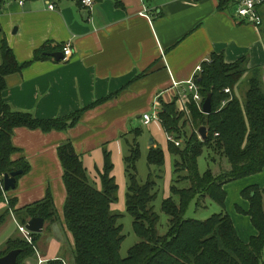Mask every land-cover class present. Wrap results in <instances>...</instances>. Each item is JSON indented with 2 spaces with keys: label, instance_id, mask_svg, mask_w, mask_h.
Returning a JSON list of instances; mask_svg holds the SVG:
<instances>
[{
  "label": "crops",
  "instance_id": "0c3cea01",
  "mask_svg": "<svg viewBox=\"0 0 264 264\" xmlns=\"http://www.w3.org/2000/svg\"><path fill=\"white\" fill-rule=\"evenodd\" d=\"M218 7L219 0H93L90 7L83 0H11L0 10V64L4 40L20 65L29 63L6 77L3 98L13 109L39 119H57L113 95L86 111L68 131H14L13 144L21 152L13 160L24 158L31 170L6 196L16 199V209H21L50 193L63 223L58 226L63 236L55 237V226L45 222L39 239L45 234L44 246L38 257L64 260L65 245L70 250L74 245L64 224L67 191L60 145L72 142L90 180L100 187L105 152L111 156L115 173V161L126 157L133 127L144 125L142 116L155 106L160 109L162 103L178 99L197 66L222 54L228 64L246 58L250 70L264 68V25L242 22L235 7L222 11ZM260 12L264 22V7ZM45 44L70 45L73 54L58 61L53 53H46L48 58L34 61ZM175 82L180 87H174ZM152 146H158L156 141L148 150ZM263 180L264 172L225 187L227 211L245 243L257 232L237 208L248 211L242 191ZM4 205L0 204V210ZM12 222L17 224L15 216ZM38 257L25 263L38 264Z\"/></svg>",
  "mask_w": 264,
  "mask_h": 264
},
{
  "label": "trees",
  "instance_id": "16d2710c",
  "mask_svg": "<svg viewBox=\"0 0 264 264\" xmlns=\"http://www.w3.org/2000/svg\"><path fill=\"white\" fill-rule=\"evenodd\" d=\"M10 1L0 0V10ZM152 1L154 0H146ZM231 6L235 7V0H219V10ZM64 48V44L52 47L45 44L35 53L34 61L46 59L51 53H62ZM1 53L0 204L8 199V192L3 188L4 176L22 171L17 177L18 180L31 170L29 162L24 158L13 160V156L21 152L13 144V135L17 128L41 130L44 133L65 132L74 128L86 111L113 96L57 119H39L32 113L17 111L3 98L7 89L6 77L21 72L29 63L20 65L5 40ZM263 69L250 70L246 58L228 64L222 54H214L209 62L203 63V72L197 78V83L204 101L212 94V113L203 114L194 102L189 106L191 122L196 127L190 138H186L185 122L181 125L183 115L177 112L178 99L171 104L162 103L159 119L164 131L172 138H185L184 149L169 141V152L175 158L176 179L171 187L172 196L162 204V211L169 218L165 235L158 233L160 217L153 208V202L157 198L156 182L151 178L146 183L137 180L136 163L141 156L138 138L141 131L136 129L133 132L134 141L129 144L130 154L124 159L128 175L126 209L133 217V229L140 242L129 250L126 258H122L120 254L125 240L123 226L120 217L111 211L119 186L113 173L114 164L110 154L105 152L104 169L100 173L101 185L98 187L91 182L72 142L67 141L60 145L58 155L63 166V181L67 191L64 224L74 239L72 264H264V188L244 189L242 197L248 200L249 209L243 211L237 208L240 214L250 218L257 232L248 243L239 237L227 211L225 190V185L229 183L264 171V86L258 76ZM248 72H253V76L248 81L246 99L240 102L235 88ZM226 89H230L231 93H225ZM224 102L226 104L223 105ZM202 127L207 128L205 140L199 139L196 134H199ZM207 149L220 152L227 158L230 170L214 174L209 169L201 174L198 160ZM148 160L151 165L163 166L165 153L162 148L152 146ZM194 200H197L198 208L203 206L202 200H210L222 212L205 221L188 219L186 213ZM8 202V209L0 215V228L11 215V210L21 225H26L33 218H43L49 225L60 222L50 193L45 199L21 209H16V199L9 198ZM40 236L41 234H33L34 243ZM16 240L9 243H18L19 239ZM20 243L23 246L15 248L22 250L17 264L21 257L25 260L33 251L27 243ZM7 254H0V258ZM48 264L64 263L59 259L49 261Z\"/></svg>",
  "mask_w": 264,
  "mask_h": 264
},
{
  "label": "rangeland",
  "instance_id": "374dc122",
  "mask_svg": "<svg viewBox=\"0 0 264 264\" xmlns=\"http://www.w3.org/2000/svg\"><path fill=\"white\" fill-rule=\"evenodd\" d=\"M263 25H264V22H263ZM252 76H253V72L246 73L245 76L241 79L238 86L235 88V94L237 98L240 100V102H244L246 99V93L248 90V81ZM258 76L264 86V69L258 73ZM192 103L193 102H188L185 105L186 106L185 109H183L180 106L177 107V112L183 115L181 125L185 122V131L187 132L186 138H190L192 132L196 131V127L192 124L191 118H190V107L189 106L192 105ZM200 111L203 113V110H200ZM149 114H152V110L149 112ZM159 120L153 121L148 126L141 124L138 126H134L133 128H136V129L140 128V131H141V136L138 138V142L140 144L141 156L136 163L137 180L140 183H146L151 178L153 181L156 182L155 191L157 192V198L153 202V208H154V211L160 217L158 233L160 235H165L168 231L169 218L162 211V204L164 200L172 196L171 187L174 185L176 176H175V158L169 152V142L167 139V133L164 131L163 126ZM196 134L198 135V138L201 139L198 132ZM127 138H128L129 143L133 144L134 134L129 135ZM152 139L156 141L158 146L162 148V150L165 153V163L161 167L151 165L148 160V156H149L148 148L150 147V142ZM172 142L174 143L176 147H181L182 149L185 148V145H184L185 138L180 139V138L175 137L173 138ZM129 154H130V145H128V151H127L126 156ZM115 163H116V169H115L114 176H116V182L119 186V190L117 193V199L112 204L111 211L112 213L117 214L120 217V223L123 226V235L125 236V240L123 241L120 254L122 258H126L128 256L129 250L133 246H135L137 243H139L140 240L136 236L134 229H133V221H134L133 217L127 212V209H126L128 175L126 172L125 161H123V158L121 157L120 160L117 159ZM198 164H199V170L201 174H204L209 169L212 170L214 174H220L222 172L230 170V165L228 164L227 158L223 157L220 152H215L212 149L210 150L207 149L204 151L203 155L200 156L198 160ZM262 173H259L257 175H260ZM183 175L186 176V173H184ZM257 175H254V176H257ZM239 181H242V180H239ZM98 182L100 183V180H98ZM235 182H238V181H235ZM179 184H181V182ZM227 185H225V187ZM179 186H182V185H179ZM251 187L263 189L264 180L262 184L250 185L249 187H246V188H251ZM8 200L9 198L5 200L4 202L5 205L3 206L2 210H0V215L8 209L9 207ZM244 200L250 206L248 200L246 199ZM201 205L203 206L201 208H198L197 200H194L188 208V211L186 213V218L205 221L209 219L211 216H213L214 214H218L222 212L221 208L210 200H206V201L202 200ZM10 212H11V215H9L5 224L0 228V254L1 255L7 254L9 250H13L16 247L19 248L20 246H23L20 243L23 241L24 243H27L28 245H30L33 251L30 254L31 256L26 257L25 260L23 259L24 257H21L19 264H26L25 261L28 259L30 261H35V259L37 260V257L39 256V252L42 254L41 250L43 249V246H44L43 240L45 238L44 237L45 234L42 235L41 241L38 240L36 243H34V241L32 243H29V241L26 240L24 236L20 233L18 226L16 227L17 224L14 225L13 222L11 223V218L14 217L15 214L12 210ZM59 218H60V222L58 224L56 223L55 225H50L52 227L55 226V231H54L55 237H57V234L59 235V237L63 236L62 235L63 233L61 232L62 229L59 228L60 226L63 225L60 215H59ZM64 233L67 237L66 238L67 243H69V238H68L69 233L67 234L65 229H64ZM11 235H13V237H11ZM9 236L10 238H8ZM16 239H19L18 243H16L15 241L11 244L9 243L11 240H16ZM69 245L70 244H68V246ZM65 250H66L65 259L62 261L64 264H72V259H73L72 249L71 250L67 249L65 245ZM40 259H43L44 261L43 264H48L49 262L45 260L44 258L38 257V264H39Z\"/></svg>",
  "mask_w": 264,
  "mask_h": 264
},
{
  "label": "built area",
  "instance_id": "2783aa9c",
  "mask_svg": "<svg viewBox=\"0 0 264 264\" xmlns=\"http://www.w3.org/2000/svg\"><path fill=\"white\" fill-rule=\"evenodd\" d=\"M23 3V0H21ZM83 4L90 7L93 4V0H83ZM264 7V0H235V9H236V16L242 22L253 24L257 27L262 26L263 24V17L261 15V8ZM51 9H54V6H51ZM64 59L68 60L73 54L71 46H65L64 48ZM209 62V61H208ZM203 72V64L197 66L195 73L193 76L183 84L184 88L181 90L178 98V104L180 107L185 109V105L188 102H194L200 110L203 107V97L200 92V87L197 83V78ZM174 87H180V83L175 82ZM225 93L230 94V89H226ZM226 102L223 103V105ZM159 108L157 106L154 107L152 114L146 113L142 116V121L145 126L150 125L153 121L159 120ZM160 121V120H159ZM168 140L172 141L173 138L168 136ZM18 229L20 233L24 236L29 243L33 242V234L26 229V225H21L17 222ZM39 264H43V261L40 260Z\"/></svg>",
  "mask_w": 264,
  "mask_h": 264
},
{
  "label": "water",
  "instance_id": "95a60500",
  "mask_svg": "<svg viewBox=\"0 0 264 264\" xmlns=\"http://www.w3.org/2000/svg\"><path fill=\"white\" fill-rule=\"evenodd\" d=\"M1 30V28H0ZM56 60H63L64 54L63 53H53L51 54ZM203 113L209 115L212 113V94H209L203 103ZM199 135L202 140L207 138V128L202 127L199 130ZM154 144V140L152 139L150 145ZM23 172L16 171L12 172L11 174H6L4 176V191L10 192L16 189L17 186V177L20 176ZM45 227V219L43 218H33L29 220L26 224V229L30 231L32 234H42ZM22 252L21 249H15L10 251L7 255L0 258V264H17L18 257Z\"/></svg>",
  "mask_w": 264,
  "mask_h": 264
}]
</instances>
